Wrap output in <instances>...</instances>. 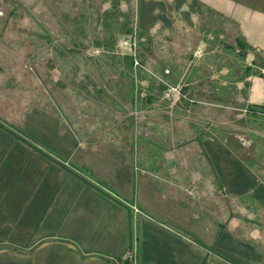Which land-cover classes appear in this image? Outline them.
<instances>
[{"label":"crops","instance_id":"0c3cea01","mask_svg":"<svg viewBox=\"0 0 264 264\" xmlns=\"http://www.w3.org/2000/svg\"><path fill=\"white\" fill-rule=\"evenodd\" d=\"M136 25L159 51L146 60L166 64L156 77L183 84L189 95L175 107L194 120L189 126L210 120L208 107L247 108L251 121L264 122V0H137ZM10 126L54 159L12 136ZM179 135L172 140L191 134ZM201 142L231 206L261 224L264 179L217 134ZM156 177L114 140H83L44 107L0 111V264H126L130 251V264H200L204 255L205 264H264L257 244L222 231L212 213L165 192Z\"/></svg>","mask_w":264,"mask_h":264},{"label":"rangeland","instance_id":"374dc122","mask_svg":"<svg viewBox=\"0 0 264 264\" xmlns=\"http://www.w3.org/2000/svg\"><path fill=\"white\" fill-rule=\"evenodd\" d=\"M136 5L137 0H0V111L39 105L59 114L83 140H114L157 176L165 192L207 210L226 230L264 251V227L253 212L231 206L200 146L171 138L180 132H194L188 139L217 134L264 179V134L256 132H264V122L251 121L250 109L208 107L203 113L210 120L189 126L194 120L175 110L178 98L189 97L183 84L156 77L165 63L140 62L138 48L147 58L159 56L152 38L137 40V50L131 46L138 35ZM154 81L166 89L180 85L175 102L164 93L153 104L148 85L153 88Z\"/></svg>","mask_w":264,"mask_h":264},{"label":"trees","instance_id":"16d2710c","mask_svg":"<svg viewBox=\"0 0 264 264\" xmlns=\"http://www.w3.org/2000/svg\"><path fill=\"white\" fill-rule=\"evenodd\" d=\"M138 31V35H136V37L138 38V40L139 41H141L142 40V38H144V34H143V32H141L140 30H137ZM140 48H138V52H140L139 53V57H140V62H144V59L147 57L146 56V54L143 52V50H139ZM146 56V57H145ZM161 84H159L158 82L154 85V90H152V94H151V96H153V98H155L156 96H161V95H163L164 93H165V91L164 90H166V87H162V86H160ZM164 89V90H163ZM6 129V131L8 132V133H10L12 136H14L15 138H17L18 140H20L21 142H23V143H25L26 145H28V146H30L32 149H34V150H36V151H38V152H40L41 154H43V155H45V156H47V157H49V158H52V156H50L48 153H46L45 151H43L42 149H40L35 143H33L30 139H28L17 127H15V126H10V127H8V128H5ZM194 133V132H193ZM193 133H191L190 132V137H192V135H193ZM179 134H182L181 135V137L182 136H184L183 135V133L182 132H180V133H178L177 135H178V138L180 137V135ZM195 135V138H193V139H189V141L187 140V141H184V143H189L190 142V144L193 142L194 144H195V142L200 146V148H201V152H202V155L204 156V153H203V151H202V139H204V137H206V136H204V135H201V134H194ZM189 137V138H190ZM196 137H198V138H196ZM176 142H182V141H176ZM205 157V156H204ZM52 159H54V158H52ZM56 161V160H55ZM57 162V161H56ZM57 163H59V162H57ZM208 166L210 167V170H211V172L213 173V175H214V178H216V181H218L219 183H220V181H219V178H218V176L216 175V173H215V171H214V168L211 166V164L210 163H208ZM78 175V177L79 178H81L84 182H86L87 184H89V185H91V186H93L96 190H98L99 192H101L102 194H104V196H106V197H108V198H110V199H112V200H114V201H116L110 194H108L107 192H105L104 190H103V188L101 187V186H103V184H101V183H99V182H93V181H91V180H89L86 176H84L83 174H77ZM242 218L245 220V222H250V223H252L250 220H248L246 217H243L242 216ZM260 226H263L264 227V224H259ZM221 228H222V231H225L226 229L223 227V226H221ZM185 233V236L188 238V239H193V236L191 235V234H189V233H187V232H184ZM248 241L249 242H251V243H253V244H256L254 241H252L251 239H248ZM207 260H208V257H207V255H204V256H202V260H201V262H200V264H205L206 262H207ZM228 261L226 260V262L225 263H227Z\"/></svg>","mask_w":264,"mask_h":264},{"label":"built area","instance_id":"2783aa9c","mask_svg":"<svg viewBox=\"0 0 264 264\" xmlns=\"http://www.w3.org/2000/svg\"><path fill=\"white\" fill-rule=\"evenodd\" d=\"M132 39H134L133 40V42H134V44L133 45H131V46H133L134 47V49L135 50H137V45H138V43H136L137 42V37H136V35L135 34H133V38ZM180 93H181V86L180 85H178V86H169L167 89H166V91H165V97L169 100V101H171V102H175V100H176V98H177V95H180ZM247 108L245 109V110H243V112H247ZM130 259H131V257H132V252L130 251V254H129V256H128Z\"/></svg>","mask_w":264,"mask_h":264},{"label":"water","instance_id":"95a60500","mask_svg":"<svg viewBox=\"0 0 264 264\" xmlns=\"http://www.w3.org/2000/svg\"><path fill=\"white\" fill-rule=\"evenodd\" d=\"M126 264H130V258L127 259Z\"/></svg>","mask_w":264,"mask_h":264}]
</instances>
